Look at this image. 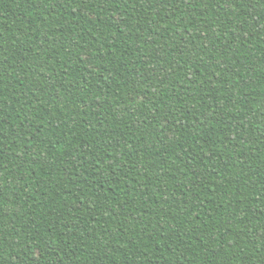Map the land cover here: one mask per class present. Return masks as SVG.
I'll return each mask as SVG.
<instances>
[{"label":"trees","instance_id":"trees-1","mask_svg":"<svg viewBox=\"0 0 264 264\" xmlns=\"http://www.w3.org/2000/svg\"><path fill=\"white\" fill-rule=\"evenodd\" d=\"M0 264H264V0H0Z\"/></svg>","mask_w":264,"mask_h":264}]
</instances>
